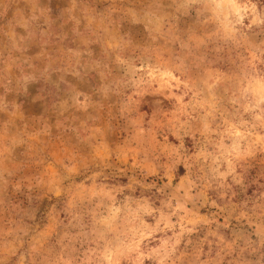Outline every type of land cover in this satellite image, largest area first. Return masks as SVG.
<instances>
[{
    "label": "rangeland",
    "instance_id": "obj_1",
    "mask_svg": "<svg viewBox=\"0 0 264 264\" xmlns=\"http://www.w3.org/2000/svg\"><path fill=\"white\" fill-rule=\"evenodd\" d=\"M0 264H264V0H0Z\"/></svg>",
    "mask_w": 264,
    "mask_h": 264
}]
</instances>
